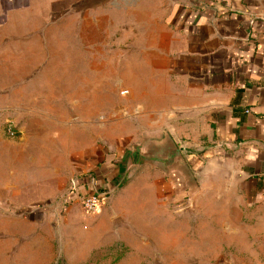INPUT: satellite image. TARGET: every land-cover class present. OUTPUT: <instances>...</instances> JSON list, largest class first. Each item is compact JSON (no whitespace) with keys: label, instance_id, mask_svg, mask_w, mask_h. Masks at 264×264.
I'll list each match as a JSON object with an SVG mask.
<instances>
[{"label":"crops","instance_id":"crops-1","mask_svg":"<svg viewBox=\"0 0 264 264\" xmlns=\"http://www.w3.org/2000/svg\"><path fill=\"white\" fill-rule=\"evenodd\" d=\"M0 19V199L49 234L48 258L33 232L0 264L52 263V208L84 259L264 264V0H0ZM169 146L171 168L143 158ZM73 178L111 190L98 212Z\"/></svg>","mask_w":264,"mask_h":264},{"label":"rangeland","instance_id":"rangeland-1","mask_svg":"<svg viewBox=\"0 0 264 264\" xmlns=\"http://www.w3.org/2000/svg\"><path fill=\"white\" fill-rule=\"evenodd\" d=\"M16 2L24 4L27 3L28 5L29 0H16ZM65 195L66 194H64V196ZM64 196L60 197V199H63V202H65ZM81 211L85 213L84 210ZM45 212L47 211H40L39 214L42 213L43 215H45ZM50 213L52 216L49 218L52 220L50 222H52L53 228V241L51 242V264H72L69 262V259L75 260L76 264H117L118 258H120L121 254L126 253L125 247L120 242L113 243L114 245L116 244L114 248H112L111 246H104L100 249H94L92 251V255L87 257L86 259H84L81 254L77 253L75 249L71 250V248H69V250L67 251L64 248V244L72 245L74 243L71 239L72 233L75 230V228H73V223H70L62 215H56V211L53 208L52 212ZM22 216V212H20L18 208L13 206L10 200H7L6 198L0 199V245L3 246V244H8L9 248H16L18 244L23 243L24 239H27V237H31L29 236L30 233L36 232L38 236L42 237V240L39 242L41 243V249L43 250V257L46 253V258H48V250L46 249L49 243L48 240L46 243V247L44 248V237L49 236L47 232L48 227L41 225L32 227L27 224H22L16 219ZM64 234L68 236V240L65 242L64 239L61 238V236H64ZM18 258L22 260L21 257ZM30 264L34 263L32 262Z\"/></svg>","mask_w":264,"mask_h":264},{"label":"built area","instance_id":"built-area-1","mask_svg":"<svg viewBox=\"0 0 264 264\" xmlns=\"http://www.w3.org/2000/svg\"><path fill=\"white\" fill-rule=\"evenodd\" d=\"M15 0H7V3H14ZM2 20L0 19V23ZM125 92V91H124ZM10 134H14L13 128H9ZM70 193L76 194L78 199L80 200L81 206L83 210L88 214H94L99 211L102 204L105 200L109 197L111 190H104V191H95L92 193L82 192L79 189L78 181L73 178L70 182Z\"/></svg>","mask_w":264,"mask_h":264},{"label":"water","instance_id":"water-1","mask_svg":"<svg viewBox=\"0 0 264 264\" xmlns=\"http://www.w3.org/2000/svg\"><path fill=\"white\" fill-rule=\"evenodd\" d=\"M94 4L102 3L106 0H90ZM244 141H239L236 144V147H239L241 144H243ZM184 148H179V147H173L169 146L166 149V156H158V155H143V158L147 160H152L156 162H160L163 164L165 168H171L178 159H182V151ZM126 177V176H125ZM124 180V179H123Z\"/></svg>","mask_w":264,"mask_h":264},{"label":"trees","instance_id":"trees-1","mask_svg":"<svg viewBox=\"0 0 264 264\" xmlns=\"http://www.w3.org/2000/svg\"><path fill=\"white\" fill-rule=\"evenodd\" d=\"M73 199V197H70V201Z\"/></svg>","mask_w":264,"mask_h":264}]
</instances>
